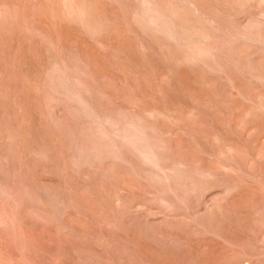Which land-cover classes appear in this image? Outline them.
Returning <instances> with one entry per match:
<instances>
[{
  "label": "rangeland",
  "instance_id": "1",
  "mask_svg": "<svg viewBox=\"0 0 264 264\" xmlns=\"http://www.w3.org/2000/svg\"><path fill=\"white\" fill-rule=\"evenodd\" d=\"M0 264H264V0H0Z\"/></svg>",
  "mask_w": 264,
  "mask_h": 264
}]
</instances>
